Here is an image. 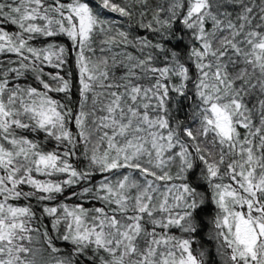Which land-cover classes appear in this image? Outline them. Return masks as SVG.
<instances>
[{
  "label": "snow or ice",
  "instance_id": "snow-or-ice-1",
  "mask_svg": "<svg viewBox=\"0 0 264 264\" xmlns=\"http://www.w3.org/2000/svg\"><path fill=\"white\" fill-rule=\"evenodd\" d=\"M0 56V264H264V0H0Z\"/></svg>",
  "mask_w": 264,
  "mask_h": 264
},
{
  "label": "trees",
  "instance_id": "trees-1",
  "mask_svg": "<svg viewBox=\"0 0 264 264\" xmlns=\"http://www.w3.org/2000/svg\"><path fill=\"white\" fill-rule=\"evenodd\" d=\"M116 2H120V0H116ZM102 19H109V20H120L121 18L118 16V14L116 13H109V12H104L101 16ZM124 27L126 28V23L124 25ZM42 39V38H41ZM41 39H38L36 42V46L41 47L43 46V44L41 43ZM61 42H67L66 38H61ZM8 59V57L6 56H0V61H6ZM47 71H54L52 69H46ZM65 72H71L72 73V77L73 79H75L76 76V72H75V65H74V56L70 57L69 59V64L65 69ZM71 202H75V201H70ZM215 214V209L214 207L210 206V210L209 212L205 215V219H209L211 215ZM45 223H48L50 226V221H48L47 219L45 220ZM177 235H179V233H177ZM195 247V245H194Z\"/></svg>",
  "mask_w": 264,
  "mask_h": 264
}]
</instances>
